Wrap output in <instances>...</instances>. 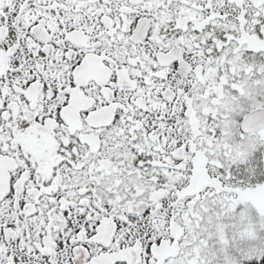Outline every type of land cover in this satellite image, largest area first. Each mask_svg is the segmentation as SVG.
<instances>
[{
  "label": "flooded vegetation",
  "instance_id": "obj_1",
  "mask_svg": "<svg viewBox=\"0 0 264 264\" xmlns=\"http://www.w3.org/2000/svg\"><path fill=\"white\" fill-rule=\"evenodd\" d=\"M191 1L0 0V264L205 263L191 220L239 173Z\"/></svg>",
  "mask_w": 264,
  "mask_h": 264
},
{
  "label": "rangeland",
  "instance_id": "obj_2",
  "mask_svg": "<svg viewBox=\"0 0 264 264\" xmlns=\"http://www.w3.org/2000/svg\"><path fill=\"white\" fill-rule=\"evenodd\" d=\"M189 3H192V1L189 0ZM199 7H207V26L210 25L208 29L213 27V30L216 28L220 31L219 33L225 34L228 38V35L233 34L231 31L233 28L239 29L240 36L251 31L250 27H254L256 19L264 13V0H258L256 3L250 0H203L202 3H199ZM238 44L239 48L237 47ZM244 49L243 40H240L239 36H235L230 38L226 49L224 48L221 51V54H227V58L224 56L222 61L229 73L228 75L224 74V69H221V73L218 75L219 82L225 92L236 93L234 95L236 102L229 99V104L226 105L228 111L225 110V114L223 113V116H225L223 120L227 122L224 125V130L227 133L225 132L221 137L222 166L224 174L225 172L231 174L232 171L237 169L240 178H237V183L234 184L223 181L220 195L223 209L220 214L217 215L211 211L212 204L207 202L206 209L208 212L204 213V219L191 220V228L196 229L197 227L199 229L190 232L188 239L190 245L185 249L186 255L190 254L191 257L194 251L199 252L200 250L204 253V250L200 248V245L204 244L206 259H203L205 262L203 264H242V261H246V259L260 257L264 254V196L260 195L258 198L260 204L257 205L239 204L235 199V192L231 193L233 195L227 192L231 189L238 191L243 187L244 189H251L255 186L253 184L262 182L260 180L261 176L264 177V135L244 136L239 139L240 136L237 133V118L241 117L246 110L260 106L264 107V87L254 90L252 97L244 96L241 99L237 96L238 92L244 93L246 89L245 87L243 89L242 83L244 75H237L242 71L245 72L241 65H246L244 62ZM231 50L235 55H229ZM209 70L214 71V69L213 67L207 68L209 74L207 86L215 87L216 85L211 79V76L214 75ZM246 73L252 74L249 70ZM260 82L263 81L260 80ZM208 95V98L211 99V97H214V92L210 91ZM211 111H214V109L211 108ZM209 141V139H206L207 143ZM258 153L261 155L258 156ZM233 177L235 179L234 175ZM240 181L243 184H240ZM197 206L198 204H196L195 209L192 207V214L195 216H199L200 213ZM200 223L201 226H199Z\"/></svg>",
  "mask_w": 264,
  "mask_h": 264
},
{
  "label": "trees",
  "instance_id": "obj_3",
  "mask_svg": "<svg viewBox=\"0 0 264 264\" xmlns=\"http://www.w3.org/2000/svg\"><path fill=\"white\" fill-rule=\"evenodd\" d=\"M254 24H255L254 27H250L251 31L249 33L245 32L241 36L238 33L239 29H236V28H233L231 30L233 34L228 35V38H226L225 34H222L219 32L215 34L218 37V39L221 41L222 43L221 45L223 46V49L224 48L226 49L227 44L230 42V38H234L235 36H239L240 40H243L245 44V49L243 53H244V58H245L244 62L246 63V65L241 64L245 72L242 71L241 73L237 74L238 76L244 75V78H242V83H243V89L244 87L246 89L244 90V93H239V92L237 93V96L241 99L244 96L248 98L252 97L253 96L252 93L254 92V90H258L264 87V13L263 15H259V17L256 19V22ZM235 33L237 34L235 35ZM237 47L239 48V44L237 45ZM222 55L226 56L227 58V54L222 53ZM229 55L233 56L235 54L231 50ZM225 66H226L225 63H223L222 69H224V74L228 75L229 71L228 70L226 71ZM258 67H261V68H258ZM248 70L252 72L253 75L246 73V71ZM260 80H262L263 82H260ZM235 94L236 93L234 92H232V94H230V92L228 93L227 91L225 92L224 98L221 100L222 105H223V107L221 105V110L224 109L221 112L222 115L225 110L228 111V109L226 108V105L229 104L228 103L229 99L230 101L236 102L234 98ZM241 117L237 118V120L239 121ZM238 138L241 139V137H238ZM258 154H259L258 156L261 155L260 153ZM238 178H240L239 174H238ZM260 180L262 182L258 184H253L255 186L251 187V189H244L243 187L242 189H238V191L231 189V190H228L227 192H229L230 195H233L231 193L235 192L234 193L235 199L237 200V202H239V204L240 203H249V204H255V205L260 204V202L258 201V198L260 197V195L264 196V177L261 176ZM240 184H243V182L240 181ZM242 264H264V254L261 255L260 257L246 259V261H242Z\"/></svg>",
  "mask_w": 264,
  "mask_h": 264
},
{
  "label": "water",
  "instance_id": "obj_4",
  "mask_svg": "<svg viewBox=\"0 0 264 264\" xmlns=\"http://www.w3.org/2000/svg\"><path fill=\"white\" fill-rule=\"evenodd\" d=\"M256 2V0H250ZM264 129V107L254 108L249 111L240 122V131L251 134ZM176 234H179L177 231Z\"/></svg>",
  "mask_w": 264,
  "mask_h": 264
}]
</instances>
